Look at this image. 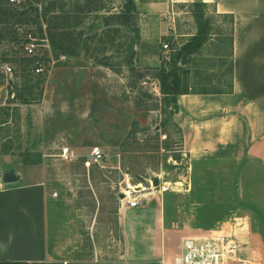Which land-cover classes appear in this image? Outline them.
Returning <instances> with one entry per match:
<instances>
[{
	"label": "rangeland",
	"instance_id": "obj_1",
	"mask_svg": "<svg viewBox=\"0 0 264 264\" xmlns=\"http://www.w3.org/2000/svg\"><path fill=\"white\" fill-rule=\"evenodd\" d=\"M58 1L61 5L54 10L63 15L59 24L76 36L81 34L79 53L54 52L45 30L40 33L34 23L29 26L36 47L29 59L20 55L17 36L11 31L0 38V62L14 65L11 93L2 86L0 73V181L5 172H13L19 182L44 184L49 257L121 255L124 218L138 217L137 209L150 200L158 204L166 227L187 230L190 235L205 233L234 215L245 216L252 245L264 257L262 162L249 156L240 160L190 158L173 118L179 93L161 92L158 80L147 69L169 61L183 42L203 28L204 38L189 55V62L184 65L177 60L179 88L229 89L231 16L206 4L198 10L192 2L183 3L170 17L162 15L169 27L165 34L139 39L133 56L135 69L123 63L115 71L96 59L106 54L116 62L123 55L114 54H123L128 45L130 28L107 19L122 0ZM49 2L23 0L40 10ZM139 17L136 11L138 31ZM150 23L145 21V25ZM115 26L117 33L112 32ZM34 64H40L43 71L33 72ZM164 66L169 68L167 62ZM65 146L67 157L62 155ZM92 146L103 151L101 165L84 164ZM154 176L160 184H169V189L148 196ZM127 189L135 195L145 193L148 201L124 209L120 193ZM143 211L148 218V210Z\"/></svg>",
	"mask_w": 264,
	"mask_h": 264
},
{
	"label": "crops",
	"instance_id": "obj_2",
	"mask_svg": "<svg viewBox=\"0 0 264 264\" xmlns=\"http://www.w3.org/2000/svg\"><path fill=\"white\" fill-rule=\"evenodd\" d=\"M193 1L134 0L140 40L165 34L169 27L162 15L170 17L175 7ZM201 1L217 13L232 15L231 82L227 90L178 94L173 118L181 130L183 149L193 159L249 156L264 166V0ZM146 20L151 23L145 25ZM19 181H0V264H169L181 237L190 235L187 230L166 227L158 204L150 200L137 209L138 217L124 218L121 255L52 259L46 244L44 184ZM148 196L142 201H148ZM123 205L124 209L138 207ZM143 209L148 210V218ZM211 228L233 234L239 244L228 264H264L262 253L252 245L245 216L234 215Z\"/></svg>",
	"mask_w": 264,
	"mask_h": 264
},
{
	"label": "trees",
	"instance_id": "obj_3",
	"mask_svg": "<svg viewBox=\"0 0 264 264\" xmlns=\"http://www.w3.org/2000/svg\"><path fill=\"white\" fill-rule=\"evenodd\" d=\"M62 1V0H60ZM0 23H3L4 26H0V38H4L6 33L12 32L14 35L17 36L18 45L20 46L21 56L24 55L28 59L30 58L28 55L25 54L23 50V43L25 41L24 36L25 34L30 31L32 26L31 24H36L40 33L43 32V29L46 32L47 38L49 40L50 45L52 46L54 52L57 50L58 52H62L63 54H77V47L80 44V35L76 36L73 34L72 31L64 30L63 26L59 24L61 15L58 13L54 8L61 5L58 4V0H50V2L45 6L43 9H39V6L32 5L29 7L23 3L21 4H14L9 0L0 1ZM58 4V5H57ZM191 4L196 6L198 10H201V6L205 3L201 0H194ZM56 11V12H55ZM59 11V9H58ZM135 12L136 7L134 0H122L120 7L116 12H112L107 16V19H115L119 23L125 24L130 28L132 35L129 37L128 45H125L123 49V54L120 52L118 54H114V57H119L123 55L122 58L116 62L111 61V55L103 54L99 58L96 59V62L102 65H105L109 68H112L115 71H120L121 65L124 63L128 66V69L134 70L133 65V56L135 54V45L138 43L140 36L139 31L136 23L134 22L135 19ZM33 13V16L31 15ZM228 14V13H223ZM231 22H232V15ZM69 15H66L65 18H68ZM73 23H77L78 20L76 17L72 19ZM45 22V24H43ZM20 29V30H19ZM4 30V32H3ZM119 31V27L115 26L112 29V32L117 33ZM34 33V31H32ZM205 31L200 30L197 31L195 34L191 36L188 40L183 42L178 50L171 55L169 61L163 60L161 64L155 66H149L147 69L151 71V75L158 80V85L161 92H172L173 94L178 93H186V92H193L188 91L186 89L179 88L180 84V72L179 67L177 65V60L180 59V62L186 65L189 62V55L193 53L197 47L200 45L202 38H204ZM231 34V33H230ZM110 41H113L114 36H109ZM86 38L83 39V43H86ZM232 42V36H231ZM16 47V46H15ZM66 49H70L67 52ZM4 62V61H3ZM167 62L169 68H165L164 63ZM2 63V62H0ZM231 67V66H230ZM188 68H183L185 70ZM1 73V72H0ZM2 75V73H1ZM142 75V74H141ZM3 76V75H2ZM14 83L7 84L5 87L8 89L12 87ZM8 92L11 93L12 90L8 89Z\"/></svg>",
	"mask_w": 264,
	"mask_h": 264
},
{
	"label": "built area",
	"instance_id": "obj_4",
	"mask_svg": "<svg viewBox=\"0 0 264 264\" xmlns=\"http://www.w3.org/2000/svg\"><path fill=\"white\" fill-rule=\"evenodd\" d=\"M14 4H21L22 0H9ZM20 30V29H19ZM23 50L25 54L30 56L35 47V36L28 31L24 36ZM47 41L46 38H44ZM163 48L168 47L167 42L162 43ZM32 71L39 73L43 71L40 64H34ZM0 72L4 83L2 86L13 83L11 75L14 73V65L10 61L0 63ZM9 77V78H8ZM68 148L65 146L62 150V155L67 157ZM103 159V151L99 146H92L89 151V158L84 160L86 166L90 164H100ZM101 165V164H100ZM151 191L163 192L169 189V184L160 182L155 186H150ZM157 188V189H154ZM123 204L128 206H137L145 197L143 194L135 195L131 190H123ZM239 244L233 234L218 229H209V231L199 235L182 236L178 245V252L174 255L169 264H228L233 260L238 251ZM163 264V263H162Z\"/></svg>",
	"mask_w": 264,
	"mask_h": 264
},
{
	"label": "water",
	"instance_id": "obj_5",
	"mask_svg": "<svg viewBox=\"0 0 264 264\" xmlns=\"http://www.w3.org/2000/svg\"><path fill=\"white\" fill-rule=\"evenodd\" d=\"M14 179H15V175H14L13 172H5L3 174V180L5 182H10V181H13ZM151 182H152L153 185H157L159 183L158 177H155V176L152 177L151 178ZM123 195H124L123 193H120V196H123Z\"/></svg>",
	"mask_w": 264,
	"mask_h": 264
}]
</instances>
